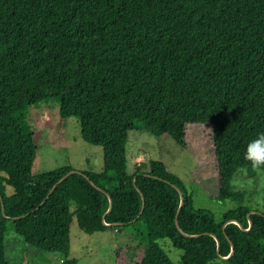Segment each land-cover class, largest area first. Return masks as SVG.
I'll return each mask as SVG.
<instances>
[{
  "label": "trees",
  "instance_id": "16d2710c",
  "mask_svg": "<svg viewBox=\"0 0 264 264\" xmlns=\"http://www.w3.org/2000/svg\"><path fill=\"white\" fill-rule=\"evenodd\" d=\"M50 102L60 105L59 132L76 118L82 139L102 148V172L32 174L41 134L28 114ZM207 125L211 199L237 203L221 222L194 207L162 161L128 172L131 132L186 150L188 127ZM260 133L264 0H0V264H13L10 229L69 259L74 220L89 235L116 229L129 238L115 264H177L161 239L183 252L178 264H264V211L233 185L242 169L264 170L244 157Z\"/></svg>",
  "mask_w": 264,
  "mask_h": 264
},
{
  "label": "rangeland",
  "instance_id": "374dc122",
  "mask_svg": "<svg viewBox=\"0 0 264 264\" xmlns=\"http://www.w3.org/2000/svg\"><path fill=\"white\" fill-rule=\"evenodd\" d=\"M60 118L58 102L44 103L40 108L30 110L28 121L32 129L41 134L32 174L38 175L64 166L81 172H102V148L82 139L80 123L76 118L67 119L65 134L59 132ZM188 133L189 146L181 150L173 141L156 139L147 131L131 132L127 146L128 172L133 173L138 168L148 170L151 161H162L184 182L193 195L194 207L211 211L216 221L221 222L223 214L236 208L237 203L211 199L218 192L213 130L208 125L189 126ZM233 185L236 190L247 193V206L264 211V170L255 169L250 174L242 169ZM7 193H11V188H7ZM71 208L74 210L75 205ZM157 242L173 262H181L183 252L176 249L169 239ZM126 243H130L129 238L119 234L116 229L89 235L74 220L70 230V260L59 253L44 254L29 247L12 229L7 234V258L13 264H66L71 259H76V264H115V249Z\"/></svg>",
  "mask_w": 264,
  "mask_h": 264
},
{
  "label": "clouds",
  "instance_id": "9594fccd",
  "mask_svg": "<svg viewBox=\"0 0 264 264\" xmlns=\"http://www.w3.org/2000/svg\"><path fill=\"white\" fill-rule=\"evenodd\" d=\"M244 157L254 166L264 164V133L258 134L248 142Z\"/></svg>",
  "mask_w": 264,
  "mask_h": 264
},
{
  "label": "water",
  "instance_id": "95a60500",
  "mask_svg": "<svg viewBox=\"0 0 264 264\" xmlns=\"http://www.w3.org/2000/svg\"><path fill=\"white\" fill-rule=\"evenodd\" d=\"M80 173L79 171H76V170H73V171H71V172H69L66 176H69L70 174H73V173ZM87 179H89L88 177H87ZM180 194H181V200H182V203H183V197H182V192H180ZM144 209V208H143ZM143 211V210H142ZM231 222H234V223H237L236 221H234V220H232ZM250 226H251V222H250ZM233 252V251H232ZM232 254V253H231Z\"/></svg>",
  "mask_w": 264,
  "mask_h": 264
}]
</instances>
